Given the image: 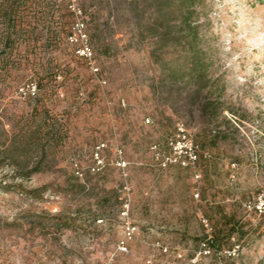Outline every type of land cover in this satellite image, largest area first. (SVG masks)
Returning <instances> with one entry per match:
<instances>
[{
  "label": "rangeland",
  "instance_id": "1",
  "mask_svg": "<svg viewBox=\"0 0 264 264\" xmlns=\"http://www.w3.org/2000/svg\"><path fill=\"white\" fill-rule=\"evenodd\" d=\"M13 3L0 264H264V0H199L190 24L185 0H27L17 26ZM178 123L194 163L171 159ZM223 214L246 240L198 247Z\"/></svg>",
  "mask_w": 264,
  "mask_h": 264
},
{
  "label": "trees",
  "instance_id": "2",
  "mask_svg": "<svg viewBox=\"0 0 264 264\" xmlns=\"http://www.w3.org/2000/svg\"><path fill=\"white\" fill-rule=\"evenodd\" d=\"M14 3L12 5L13 10V20L15 26L18 24H22V4H25L27 0H13ZM199 0H185V23H191V13L194 10L195 3ZM15 38L12 35L6 36V43L10 44L14 42ZM194 70L193 75L191 77H196L197 80L201 81L203 84L199 86V91H204L209 85L210 77L207 74V69L205 67V62L201 60L200 56H196L195 60L192 61L191 67ZM223 86V85H222ZM209 90V89H208ZM208 90L206 94H208ZM208 98V97H207ZM205 104H208L209 101L207 99ZM199 158V157H198ZM33 171H26L20 173L22 176H30ZM263 213V211H261ZM224 220L220 225H216L213 227L212 232H204L201 235L190 236L193 242L199 247L204 246L205 249H212L213 247H218L219 249H223L225 245H229L232 247L233 244L241 243L242 241L246 240L247 238V230H245V226L239 220H236L233 215L223 214ZM235 239L233 242L232 239ZM175 253L168 252L166 249L165 252L163 250H159V253L155 256V259L158 260L161 257L174 256ZM181 261L182 259H177ZM159 264V263H156Z\"/></svg>",
  "mask_w": 264,
  "mask_h": 264
},
{
  "label": "built area",
  "instance_id": "3",
  "mask_svg": "<svg viewBox=\"0 0 264 264\" xmlns=\"http://www.w3.org/2000/svg\"><path fill=\"white\" fill-rule=\"evenodd\" d=\"M178 128H179V133H178V137L176 139H171V148L173 149L174 154L172 155L171 159L174 160H180L183 162V164H190V163H194L197 159H198V151H197V146H191L190 150L186 149L183 150L181 148V144L182 141L185 142V127L182 123H178ZM128 235H131V230L129 228L128 230ZM120 246L124 247L125 246V240H121L120 241Z\"/></svg>",
  "mask_w": 264,
  "mask_h": 264
}]
</instances>
